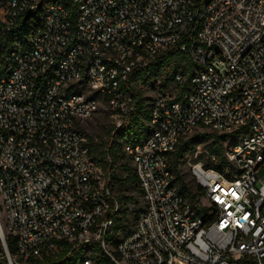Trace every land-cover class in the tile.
Masks as SVG:
<instances>
[{
  "label": "built area",
  "instance_id": "2783aa9c",
  "mask_svg": "<svg viewBox=\"0 0 264 264\" xmlns=\"http://www.w3.org/2000/svg\"><path fill=\"white\" fill-rule=\"evenodd\" d=\"M169 50L194 65L183 102L181 72L131 81ZM131 82L149 112L145 140L123 147L143 208L112 244L119 172L111 155L106 170L93 160L82 124L104 112L122 128ZM196 130L234 142L222 172L185 157L202 192L191 204L170 162ZM0 202L7 263L64 240L98 242L115 264H264V0H0Z\"/></svg>",
  "mask_w": 264,
  "mask_h": 264
},
{
  "label": "trees",
  "instance_id": "16d2710c",
  "mask_svg": "<svg viewBox=\"0 0 264 264\" xmlns=\"http://www.w3.org/2000/svg\"><path fill=\"white\" fill-rule=\"evenodd\" d=\"M194 65L188 60L187 56L184 53H180L174 50H169L164 56L157 59L154 63L149 65L145 70L135 72L131 77V81L136 80L150 81L156 79H164V84L172 82L175 75L178 72H181L184 76L182 83L177 84L173 91L176 93V100L179 102L184 101L185 95L190 92V80L192 77V72ZM131 82L130 88L135 91L136 102L135 110L130 115L126 124L117 130L114 134L115 128L111 126L108 129L107 139L100 143H95L92 140H89L90 153L95 160V162L103 170H106L108 165L106 162V156L111 155L114 160L115 165H117V170L119 174L116 176V187L120 189L121 192L134 190L135 193H140L141 190L138 185L137 176L134 173V168L130 163V160L123 151L125 144H136L139 141H144L146 138V133H148L147 123L149 120V112L146 109V98L144 97L143 92L138 89L137 85H133ZM83 132L85 133L84 129ZM86 134V133H85ZM211 139L212 143L209 145V150L207 157L204 161V166L206 168H216L220 172L224 170V166L228 165V161L224 155V148L222 141L230 138L227 135H214V134H198L193 135L190 139H183L179 142L176 147V150L172 154L170 169L174 175V183L178 186L179 192L184 196V198L192 203H198L199 197H201L202 192L199 187L196 185L194 190L184 178L180 170V166L183 163V160L188 155H194L196 152V146L201 139ZM214 157L216 163H212L211 159ZM195 162H198L195 159ZM119 200L123 202V208L133 202L136 207L139 206V202L131 197L130 201L128 197L122 193L118 196ZM143 208V206H142ZM142 208H139L135 212V218L141 212ZM126 211V210H125ZM123 210V212H125ZM122 214V213H121ZM128 212L123 213L121 217L114 218L111 214H108V218H111L114 222L113 228L109 232L106 241L114 244L119 236L129 233L130 227L126 222L129 220L126 215ZM135 221V219H134ZM6 243L9 249V252L12 256L17 255V247L15 239L6 235ZM59 250L55 253L44 254L42 259H35L33 263L35 264H78L79 260L83 257V252L85 245L79 247L74 246V243L68 241H60ZM96 251L100 253V259L95 260L96 264H115L110 258H108L101 244L96 242L93 243ZM0 253L2 257L4 256L3 247L0 241ZM3 262L6 263V260L3 259Z\"/></svg>",
  "mask_w": 264,
  "mask_h": 264
},
{
  "label": "rangeland",
  "instance_id": "374dc122",
  "mask_svg": "<svg viewBox=\"0 0 264 264\" xmlns=\"http://www.w3.org/2000/svg\"><path fill=\"white\" fill-rule=\"evenodd\" d=\"M152 86H153V82L147 84V86H146L147 89L145 91V94H150V89ZM112 125H113L112 119H110V117L104 112L98 114L97 116L93 117L90 120H87L86 122H84L82 124L83 129H84L88 139L94 141L95 143H100V142L105 141L107 139L108 129ZM203 133L220 135V134L215 133V132L196 130L190 137H192L193 135H198V134H203ZM190 137H188L186 140L190 139ZM233 142H234V140L230 139V138L223 140L222 145H223L224 151L228 147H230ZM211 143H212V138L211 139H204L203 138V139L199 140V143L196 146L195 154L189 155V156L192 157L194 160L197 159L198 162H201L204 164L205 158L207 157V154H208L209 145ZM211 161H212V163H216V159L214 157H212ZM180 170H181L182 174L184 175L185 181L190 186H192V188L195 190L196 189V182L191 177L189 170H188V167L181 165ZM115 193L118 196L120 193L126 195L129 199V201H130L131 197H134L139 202L138 207H136V205H134V200H133V202H130L126 206L125 209L123 208L124 211L126 210L128 212V214H126V215L128 216L129 220L126 222V224H128L129 227L131 228L134 224L136 210L139 208H142V206H143L142 197H141L140 193H135L134 190L121 192L118 187H116ZM0 204H1V202H0ZM126 211L122 212V214L126 213ZM122 214L119 217H121ZM83 257L84 258H92L94 260H99L100 259V253L98 251H96L95 248H94V250H92L89 247H86L84 249V252H83ZM12 258L16 259V256H12ZM0 264H7V261H6V263L3 262L1 253H0Z\"/></svg>",
  "mask_w": 264,
  "mask_h": 264
},
{
  "label": "water",
  "instance_id": "95a60500",
  "mask_svg": "<svg viewBox=\"0 0 264 264\" xmlns=\"http://www.w3.org/2000/svg\"><path fill=\"white\" fill-rule=\"evenodd\" d=\"M0 240H1V241L3 242V244L5 245V247H6L7 251H8V253H10L1 226H0ZM7 264H13V263H12V262H8Z\"/></svg>",
  "mask_w": 264,
  "mask_h": 264
}]
</instances>
